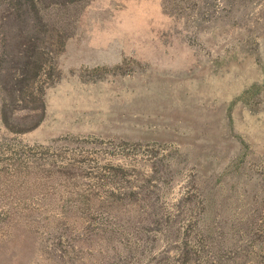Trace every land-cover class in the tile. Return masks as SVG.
Listing matches in <instances>:
<instances>
[{
    "label": "rangeland",
    "instance_id": "rangeland-1",
    "mask_svg": "<svg viewBox=\"0 0 264 264\" xmlns=\"http://www.w3.org/2000/svg\"><path fill=\"white\" fill-rule=\"evenodd\" d=\"M0 264H264V0H0Z\"/></svg>",
    "mask_w": 264,
    "mask_h": 264
}]
</instances>
